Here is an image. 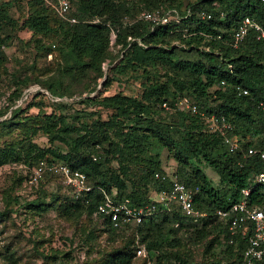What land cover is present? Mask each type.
Instances as JSON below:
<instances>
[{
  "label": "trees",
  "instance_id": "16d2710c",
  "mask_svg": "<svg viewBox=\"0 0 264 264\" xmlns=\"http://www.w3.org/2000/svg\"><path fill=\"white\" fill-rule=\"evenodd\" d=\"M33 2L51 13L60 26L52 28L48 18L36 11L23 22L22 28L35 36L62 35L66 45L63 51L67 65L65 70H70L68 78H79V72L84 68L96 72L97 77L102 75L100 65L111 54V30L116 33L113 46L119 45L124 50L117 69L123 71L133 66L159 65L166 68L169 74L163 84L156 82L145 85L140 100L120 94L104 99L106 107L115 113L104 125L118 129L112 138L104 133L101 141L95 140L91 145L108 144L107 153L119 158L117 162L121 167L118 173L108 174L104 171L106 159L93 156L90 145L84 143L85 136L73 140L72 148L66 155H57L71 169L83 173L87 185L93 190L85 198L73 199L71 196V204L65 205L63 210L69 213L75 209L81 211L79 214L84 212L97 218L103 232L111 235L121 237L130 233L132 240L127 241L129 248L136 247V253L140 249L144 250V256L156 253L154 264H188L185 255L173 252L181 244L175 236L176 229H191L193 242L203 241L215 231L217 237L210 243V248L220 249L219 255L223 261L212 264H244L242 253L245 244L239 238H235L233 244L229 243L227 225L215 212L238 202L240 191L249 187L251 176L260 169L257 159H241L247 147L256 143H243L239 136L262 130L264 136V111L259 108L260 103L264 105V45L256 42L253 35L249 34L237 49H232L216 39V36L227 35L245 16L257 17L263 14L259 0H164L161 7L142 12L172 8L183 14L182 10L186 7L192 12L191 17L178 25L155 27L153 32L145 23L125 24V18L134 20V17L124 0H70L79 14L80 22L75 25L63 22L43 0ZM10 5V1L0 5V33L4 24L11 21L7 11ZM198 11L212 14L213 19L201 20ZM220 12L224 13L223 20L219 19ZM95 19L98 20L97 24L92 23ZM172 42H178L179 45L174 46ZM236 86L247 90L248 96H238ZM180 99H187L194 104L197 112L192 114L174 109V104ZM163 104H167L170 109H164ZM158 110L167 117L175 116L176 120L166 122L155 119ZM253 115L257 121L253 120ZM211 116L224 118L232 125V130L225 135L239 143L240 150L236 155L228 152L221 135L211 132L207 122ZM46 119L48 126L50 118ZM57 124L60 125L58 132L63 135L68 136L73 131L62 120L52 127L56 128ZM258 124L260 127H257ZM252 126L256 127V131ZM151 139L172 145L175 150L174 159L180 167L193 160H202L218 177L220 187L215 189L205 174L191 163L193 174L181 169L175 176L187 187L197 188L193 205L195 209L206 212L207 218L194 223L171 206L170 212L117 230L95 214L97 205L103 200V192L108 195L114 193L117 201L128 200L131 205L138 207L149 202L151 191L159 192L168 187L154 180L155 174H164L157 169H152L149 175L140 179L142 190L135 186L131 189L127 187V170L122 167V160L140 152L141 147L149 144ZM79 152L85 156L82 160H76ZM0 154V166H3L6 159L2 152ZM44 159L43 155H39L29 165L30 170ZM263 197L264 186H256L248 202L263 207ZM158 218L159 224L155 222ZM163 225L171 226L165 234L162 233ZM132 255L131 250L117 251L107 257L103 264H130ZM257 264H264V253L262 261Z\"/></svg>",
  "mask_w": 264,
  "mask_h": 264
},
{
  "label": "rangeland",
  "instance_id": "374dc122",
  "mask_svg": "<svg viewBox=\"0 0 264 264\" xmlns=\"http://www.w3.org/2000/svg\"><path fill=\"white\" fill-rule=\"evenodd\" d=\"M8 1L11 21L4 24L0 33V152L6 159L0 166V264H103L107 257L124 250L133 251L130 264H154L156 253L143 256L136 253V247L129 248L130 233L117 237L103 232L97 218L84 212L79 214L81 211L75 209L66 213L63 209L71 204L76 190L66 185L61 176L45 175L34 181L29 165L39 155L46 158L44 161L65 164L57 155H66L72 141L85 136L84 143L90 145L93 156L106 159L104 171L118 173L119 158L107 153L108 144L91 145L95 140L101 141L104 133L112 138L118 129L104 125L115 113L103 101L117 94L142 99L145 85L166 82L169 75L166 68L144 65L120 71L117 66L124 50L112 45L110 58L100 65V77L84 68L80 77L72 80L68 78L70 70H65L66 45L62 35L35 36L22 28L23 22L36 11L48 18L52 28L59 27V21L33 0H0V5ZM124 1L134 18L143 10L159 8L164 3V0ZM46 118H50L51 126H47ZM154 118L176 120L159 110ZM252 118L257 121L255 115ZM60 120L73 130L68 136L58 132L59 124L52 127ZM262 136L263 130L251 131L241 134L239 139L259 145ZM174 153L172 145L151 139L140 152L122 160V167L127 170V187L142 190L140 179L152 169L169 175H177L181 169L193 174L192 163L219 189L218 177L202 160L180 167ZM76 156V160L85 157L81 152ZM159 221L155 220L157 224ZM170 228L163 225L162 233ZM191 233V229H176L175 236L181 244L173 252L185 255L188 264L223 261L220 249L210 248L217 237L215 231L198 242H193Z\"/></svg>",
  "mask_w": 264,
  "mask_h": 264
},
{
  "label": "built area",
  "instance_id": "2783aa9c",
  "mask_svg": "<svg viewBox=\"0 0 264 264\" xmlns=\"http://www.w3.org/2000/svg\"><path fill=\"white\" fill-rule=\"evenodd\" d=\"M44 3L51 8L57 16L65 23L75 25L80 22L79 14L74 9L70 0H43ZM260 6L264 10V0H259ZM183 14L172 8L155 9L144 11L130 20L124 19L125 24L132 25L135 22L147 24L150 32H153L155 27L166 26L169 24H180L182 21L191 17L190 9L184 7ZM198 17L201 20H212L213 15L205 11H198ZM219 19H224V13H219ZM93 24H97L98 20H92ZM252 34L255 41L264 45V13L260 16H245L243 17L231 31L223 36L217 35L216 39L220 40L224 45L237 49L246 39ZM116 33L111 30L110 44H114ZM132 41V40H131ZM140 43L139 40H137ZM224 82L222 85L224 86ZM235 91L238 96H248V91L236 86ZM164 109L169 110L167 104H163ZM261 111H264V105L259 104ZM174 109L187 111L192 114L197 112L196 106L190 103L187 99H180L174 104ZM211 132L218 133L223 137V142L230 154L236 155L240 150L239 143L232 138H228L225 134L232 130V125L224 118H216L211 116L207 119ZM244 161L249 159H257L260 162V169L251 176L250 185L240 191V199L233 203L225 210L218 209L215 215L222 219L227 225V231L230 236L229 243L233 244L235 238H239L245 244V249L242 253V261L244 264H257L262 261L264 253V206L259 207L250 205L248 199L252 190L256 186H264V136L261 143L247 147L246 152L241 156ZM34 181L41 180L45 175L61 176L66 180V185L73 187L75 198H85L86 195L93 190L87 185L86 176L71 169L66 164H56L44 160L38 163L31 169ZM154 180L167 184L168 187L159 192L152 191L149 195V202L141 206H133L128 200L117 201L113 193L108 195L103 192V200L97 205L96 215L101 219L106 220L113 228L120 230L129 224H141L147 219L161 214L170 212L171 206L180 211L184 216L192 219L194 223L199 219L208 217L206 212H201L195 209L193 202L197 188L187 187L184 183L178 181L175 175L155 174ZM87 202V201H85ZM138 255L145 254L144 250H138ZM144 256V255H143Z\"/></svg>",
  "mask_w": 264,
  "mask_h": 264
}]
</instances>
